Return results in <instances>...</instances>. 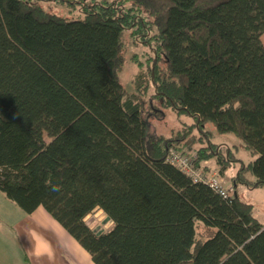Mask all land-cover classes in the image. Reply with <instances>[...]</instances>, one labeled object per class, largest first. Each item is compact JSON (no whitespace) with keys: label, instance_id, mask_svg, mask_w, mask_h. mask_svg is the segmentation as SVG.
Wrapping results in <instances>:
<instances>
[{"label":"trees","instance_id":"obj_1","mask_svg":"<svg viewBox=\"0 0 264 264\" xmlns=\"http://www.w3.org/2000/svg\"><path fill=\"white\" fill-rule=\"evenodd\" d=\"M68 1L0 0V192L42 207L94 264H264L253 206L165 161L198 146L196 165L214 157L222 175L214 129L253 157L226 148L233 187L264 189V0H80L70 18L38 5ZM126 46L143 56L129 91ZM144 91L189 128L149 132ZM95 209L106 231L85 223Z\"/></svg>","mask_w":264,"mask_h":264},{"label":"rangeland","instance_id":"obj_2","mask_svg":"<svg viewBox=\"0 0 264 264\" xmlns=\"http://www.w3.org/2000/svg\"><path fill=\"white\" fill-rule=\"evenodd\" d=\"M83 2H80V0H69L66 2H41L38 5L44 9L45 11L49 13H53L56 15H62L66 16L67 18L70 17H78L81 14V11L83 12ZM260 40L262 44L264 45V34L261 35ZM129 41H127L125 44H127ZM135 53L134 50H132L130 47H125L121 51V57L123 61V68L119 75L120 83L123 86V89L126 91L131 90L132 85L130 83V78L132 75L136 72V67L140 66L139 64V57H143L142 54L138 55L133 54ZM148 55V54H147ZM133 56V57H131ZM137 58V60H136ZM137 61V62H136ZM138 95L142 96L141 100L144 101V117L145 119H149V132L153 133L155 136L162 135V136H171L175 137V135L181 131H184V129L189 128L188 123L191 122V119L186 117H178L174 115L173 113L165 111L162 106H160L159 102L152 98V95L146 91L144 93H138ZM151 102L155 108V110H150L148 105V102ZM175 113V112H174ZM177 114V113H175ZM178 115V114H177ZM182 119V120H181ZM209 128L212 130V124H208ZM212 132L214 133V136L211 137V141L209 142L207 139H205L208 143H212L214 145L215 151L218 150V153L220 157L224 160V162L229 164V167L226 169V175L224 176V179L229 178L230 176L236 174L238 170L241 168V164L233 160V157L230 159L232 161H229V158H227V151L226 148H229L234 154L235 158L242 160L244 163H246L249 160H252L253 157H249V152L246 150H243L240 145V142L238 143V140L235 139L232 135L227 134H217L215 130L213 129ZM200 136H203V133H200ZM205 140L203 137V140H200L201 144H205ZM210 140V139H209ZM234 146H236V149H234ZM197 147H190L188 149L191 151L197 150ZM206 167H210V169H219V166L216 163V158H212L211 161L204 163ZM215 167V168H214ZM232 167V168H230ZM235 169V172L233 171ZM214 171V170H212ZM243 178L246 180L251 179V174L243 171L242 172ZM222 183L224 186L231 185L229 182H224L222 179ZM232 187V185L230 186ZM232 189H234L232 187ZM236 191L238 193V196L241 201L249 203L253 206V216L260 222L264 223V189L263 188H254V187H248L243 184H238L236 187ZM11 204H14L11 200H9ZM85 223L88 225L90 229L100 230V231H106L108 228L112 226V222L107 220L105 217V214L99 210L95 209L91 214L85 217ZM197 236L199 237L200 234L204 232V230L199 227H196Z\"/></svg>","mask_w":264,"mask_h":264},{"label":"crops","instance_id":"obj_3","mask_svg":"<svg viewBox=\"0 0 264 264\" xmlns=\"http://www.w3.org/2000/svg\"><path fill=\"white\" fill-rule=\"evenodd\" d=\"M211 160L212 158L204 161L202 166ZM212 170L218 173V170ZM233 171L235 172V169ZM218 175L225 183L229 182L232 185L235 173L227 179H224L226 170L222 175L219 173ZM253 180L251 176L248 181ZM237 185L232 187L236 189ZM0 264L94 263L81 246L42 207L27 214L17 205L11 204L0 192Z\"/></svg>","mask_w":264,"mask_h":264},{"label":"built area","instance_id":"obj_4","mask_svg":"<svg viewBox=\"0 0 264 264\" xmlns=\"http://www.w3.org/2000/svg\"><path fill=\"white\" fill-rule=\"evenodd\" d=\"M165 161L178 167L191 182L209 186L222 198H229L233 193L232 187L223 185L217 172L205 171L196 165L195 151L170 149L166 154Z\"/></svg>","mask_w":264,"mask_h":264}]
</instances>
